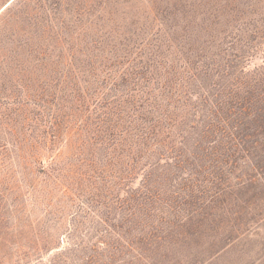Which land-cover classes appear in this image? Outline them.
Here are the masks:
<instances>
[{"label":"rangeland","instance_id":"374dc122","mask_svg":"<svg viewBox=\"0 0 264 264\" xmlns=\"http://www.w3.org/2000/svg\"><path fill=\"white\" fill-rule=\"evenodd\" d=\"M10 1L0 264H264V0H74L30 58Z\"/></svg>","mask_w":264,"mask_h":264},{"label":"trees","instance_id":"16d2710c","mask_svg":"<svg viewBox=\"0 0 264 264\" xmlns=\"http://www.w3.org/2000/svg\"><path fill=\"white\" fill-rule=\"evenodd\" d=\"M74 0H16L14 5L8 9L7 12H43L41 16L48 17L49 20L46 24L35 23L32 29L26 30L24 28H7V33L12 35L17 42L12 55L16 58H30V57H40L43 52L50 47L59 46L64 44V35L66 34L65 22L59 20L58 14L56 12H63L67 10L66 7L71 5ZM77 4L74 6L77 12H83L91 1H102V0H76ZM86 3V4H84ZM89 3V4H88ZM49 12V14H47ZM21 18V17H20ZM22 19V18H21ZM58 19V20H57ZM15 24V23H14ZM18 47V49H17ZM157 112V110L155 111ZM170 114L165 116L150 118V126L142 129V134L139 135L141 142H148L154 137H162L166 132L162 129L164 118L173 121ZM172 127V126H170ZM176 131V133H175ZM180 130H174L172 132H167V135L172 137H181L179 134Z\"/></svg>","mask_w":264,"mask_h":264},{"label":"water","instance_id":"95a60500","mask_svg":"<svg viewBox=\"0 0 264 264\" xmlns=\"http://www.w3.org/2000/svg\"><path fill=\"white\" fill-rule=\"evenodd\" d=\"M13 1H14V0L10 1V3L7 4L5 8H7V7H8Z\"/></svg>","mask_w":264,"mask_h":264}]
</instances>
